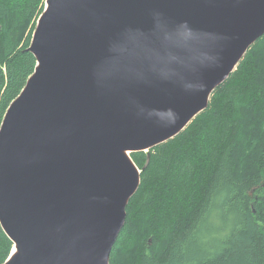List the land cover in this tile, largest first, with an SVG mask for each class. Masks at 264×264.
I'll return each mask as SVG.
<instances>
[{"label": "water", "instance_id": "water-1", "mask_svg": "<svg viewBox=\"0 0 264 264\" xmlns=\"http://www.w3.org/2000/svg\"><path fill=\"white\" fill-rule=\"evenodd\" d=\"M264 36V0H46L0 127L4 264H109L140 185Z\"/></svg>", "mask_w": 264, "mask_h": 264}, {"label": "trees", "instance_id": "trees-1", "mask_svg": "<svg viewBox=\"0 0 264 264\" xmlns=\"http://www.w3.org/2000/svg\"><path fill=\"white\" fill-rule=\"evenodd\" d=\"M45 1L0 0V127ZM130 158L140 185L110 264H264V36L180 134ZM12 250L0 225V264Z\"/></svg>", "mask_w": 264, "mask_h": 264}, {"label": "rangeland", "instance_id": "rangeland-1", "mask_svg": "<svg viewBox=\"0 0 264 264\" xmlns=\"http://www.w3.org/2000/svg\"><path fill=\"white\" fill-rule=\"evenodd\" d=\"M43 12H44V10H43ZM42 12V13H43ZM42 15V14H41ZM41 15L39 16V18L41 17ZM39 18H38V20H39ZM38 20H36L35 21V27H34V30H33V32H32V35H31V40H32V36H33V33H34V31H35V28H36V26H37V23H38ZM31 27V26H30ZM30 27H25L26 29H24V31H23V34H24V38H26V36L30 33ZM125 262H126V260H124L123 262H122V264H125ZM109 264H110V260H109Z\"/></svg>", "mask_w": 264, "mask_h": 264}, {"label": "bare ground", "instance_id": "bare-ground-1", "mask_svg": "<svg viewBox=\"0 0 264 264\" xmlns=\"http://www.w3.org/2000/svg\"><path fill=\"white\" fill-rule=\"evenodd\" d=\"M16 253L15 247H13L12 254Z\"/></svg>", "mask_w": 264, "mask_h": 264}]
</instances>
